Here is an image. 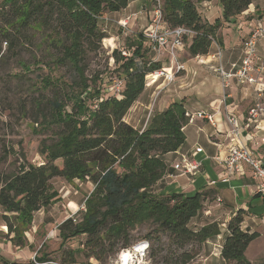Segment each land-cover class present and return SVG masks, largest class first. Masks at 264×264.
<instances>
[{
    "label": "trees",
    "instance_id": "16d2710c",
    "mask_svg": "<svg viewBox=\"0 0 264 264\" xmlns=\"http://www.w3.org/2000/svg\"><path fill=\"white\" fill-rule=\"evenodd\" d=\"M212 1L165 0L166 23L195 32L188 46L192 57L208 56L214 43L222 48L224 42L218 31L225 24H236L254 2L217 0L220 17L209 25L203 20L198 5ZM128 6L129 0L0 2V62L20 58L24 44L34 43L32 33L43 32L48 34L55 53L53 65L71 67L77 78L72 84L63 82V97L50 103V118L46 122L57 133L50 145L41 147L46 163L0 176V219L8 228L4 236L13 235L9 240L16 247L28 245L24 234L35 214L59 198L52 188L55 178L89 181L94 190L84 201L87 212L80 224L70 218L60 226L63 242L86 235L87 257L104 262L119 250L131 247V233L138 226L150 224L153 229L145 239L151 242L152 248L159 247L157 255L164 254L163 264H192L202 245L220 234L217 223L196 230L190 227L212 194L208 191L193 196L155 192L166 172L162 157L176 152L186 140L184 129L189 118L184 104L174 102L165 111L154 114L140 131L127 123L125 117L145 92L146 77L160 71L161 63L142 61L139 64L136 57L127 59L122 51H114L112 58L120 64L125 84L119 96L104 97L99 85L100 74L91 79L86 75L87 57L101 52L102 41L108 37L98 23L99 18ZM143 44V41L139 43L135 55L143 57L140 55ZM42 82L46 88L52 86L49 80ZM90 101H95L94 108L89 107ZM59 160L62 167L55 164ZM243 222L244 211L239 210L227 224L228 234L221 252L225 264H251L246 251L260 233L243 230ZM161 236L168 239L167 245ZM73 256L70 254L65 263H75ZM37 262L54 261L43 255ZM0 264L9 263L0 255Z\"/></svg>",
    "mask_w": 264,
    "mask_h": 264
},
{
    "label": "rangeland",
    "instance_id": "374dc122",
    "mask_svg": "<svg viewBox=\"0 0 264 264\" xmlns=\"http://www.w3.org/2000/svg\"><path fill=\"white\" fill-rule=\"evenodd\" d=\"M3 0H0V2ZM126 11L116 14L105 13L99 19V25L106 30V39L102 41L99 53H91L86 60L87 76L89 79L100 74L99 84L104 97L119 96L121 93L114 89L116 81H124L120 64L112 58L114 51L127 53L125 58L136 57V62L161 63L162 69L172 72L175 66L171 62V55H162L156 58L150 54L147 43L141 34L147 31L145 25L147 13L152 9L151 0H129ZM143 5H147L143 11ZM198 9L205 22L213 25L220 17V6L217 0L198 5ZM137 14L129 22L128 28H120L116 20ZM107 20V21H106ZM137 23L135 24L134 22ZM224 31V33L222 32ZM34 43L24 44L20 58H8L0 62V176L11 175L30 165L46 163V157L41 154V147L50 145L56 139L57 129L46 121L50 118V103L56 98H62L65 92L64 83L72 84L77 80L75 71L69 67L53 65L55 53L51 49L50 39L46 33H32ZM219 36L225 39L226 50H222V63L229 70L233 63H238L243 57L239 48L244 31L237 30L235 24L223 25L218 31ZM143 41L140 57L135 55L139 43ZM190 41L186 42L177 55V63L185 67L179 72L176 79L169 84L165 78H159L155 73L146 77V90L139 100L132 106L125 117V121L142 131L149 119L165 111L172 103L182 102L190 113L206 109L207 99L219 96L223 89L221 79L215 71L217 62L209 56L192 57L188 51ZM4 48L6 44L3 45ZM217 51L215 44L210 49V55ZM258 51H261L259 44ZM260 57H263L259 54ZM27 67V68H25ZM176 69V68H175ZM52 82L51 87H45L42 81ZM89 107H95V101L89 102ZM88 116V114H85ZM62 167L61 160L55 163ZM52 188L58 193L57 201L35 214L32 225L24 236L28 245L20 248L14 246L5 237L8 228L0 219V255L9 264H35L43 255H48L54 262L51 264H69V255L73 254V264H120L121 256L128 251L137 250L141 245L148 246L145 252L139 254L136 264H163L164 254H158V246L152 248L151 242L145 236L153 229L150 224L138 226L131 233V247L119 250L104 262L95 258H88L84 244L86 235H80L68 240H62L59 228L68 219L73 218L77 224L83 221L85 210L84 201L93 192L94 185L89 181H67L55 178ZM1 215V214H0ZM10 215V214H9ZM204 210L193 219L190 227L199 229L206 222ZM162 242L168 244V239L161 236ZM256 252L264 251V237L258 240L253 247ZM123 252V253H122ZM121 254V255H120ZM205 245L200 248V254L192 264H204L202 255H207Z\"/></svg>",
    "mask_w": 264,
    "mask_h": 264
},
{
    "label": "crops",
    "instance_id": "0c3cea01",
    "mask_svg": "<svg viewBox=\"0 0 264 264\" xmlns=\"http://www.w3.org/2000/svg\"><path fill=\"white\" fill-rule=\"evenodd\" d=\"M146 8L147 5H143V11ZM122 19L125 18L120 20ZM260 22L264 23V0H254L235 24L237 30L244 31L239 42L241 50L244 38ZM134 23L136 24L137 21ZM145 23L148 25V17ZM223 42L222 49L226 50L227 44L224 38ZM215 46L217 49L218 45ZM260 47L259 54L264 58V40L260 42ZM241 60L233 63L229 70L232 71L239 66ZM261 75L264 77V74ZM256 88L260 87L232 83L229 88L222 89L219 96L209 97L206 109L198 111L212 114L215 125L200 119L189 123L184 129L186 138L184 144L176 152L162 157L166 164V172L155 187L156 193L161 195L184 193L193 196L208 191L212 194V198L205 203L204 212L207 219L201 227L217 223L220 234L203 244L208 252L207 255L201 256L204 264H225L221 252L228 234L227 224L239 210L244 211L242 229L260 233V237L248 247L246 257L251 264H264V251L256 252L253 248L256 242L264 237V197L258 193L259 182L252 177L247 165H243L242 173L230 174L223 163L231 147L238 143L254 151L256 157H261L260 151L253 145V140L264 135V114L259 123L250 125L247 122L249 111L256 104L259 103L264 108V94L260 95ZM230 113L235 115L238 127L242 128L240 138L235 140L231 137L232 126L227 120ZM182 157L198 163L199 170L188 174L183 169H177L175 164L180 163Z\"/></svg>",
    "mask_w": 264,
    "mask_h": 264
},
{
    "label": "built area",
    "instance_id": "2783aa9c",
    "mask_svg": "<svg viewBox=\"0 0 264 264\" xmlns=\"http://www.w3.org/2000/svg\"><path fill=\"white\" fill-rule=\"evenodd\" d=\"M164 4L165 0H151L152 9L147 13L148 28L145 34L142 33V35L147 43L150 54L156 58H160L166 54L171 55V62L174 65L176 64V67L174 66L171 69L172 72L166 69L155 72V74L159 75V78L163 77L171 84L176 79L177 74L185 69L183 65L177 63V55L185 47L186 42L195 36V32L184 26L170 27L164 19ZM136 16L134 14L116 21V23L120 28L127 29L129 22ZM99 19L102 20L103 18ZM263 40L264 23L260 22L242 41L243 58L239 66L232 71L224 68L222 63L223 49L220 46H218L215 54L208 55L217 62L215 71L221 79L223 89H227L232 83H236L240 86H259L260 88H256L257 91L260 95L264 94V77L261 75L264 74V58L259 56L258 51L259 44ZM122 54L124 57L127 56V53L123 51ZM124 85V81H116L114 83V89L122 93ZM263 114L264 108L258 103L249 111L247 122L250 125L259 123ZM186 115L189 118V123L200 119L215 125L214 116L206 111H196L193 113L187 111ZM227 120L232 126L231 137L233 140L240 138L242 128L238 127L235 115L230 113ZM253 145L260 151L261 157H256L254 151L238 143L231 147L229 155L223 163L230 174L242 173L243 165H247L251 170L252 177L259 182L257 186L258 193L264 197V135L254 139ZM175 167L177 169H183L185 173L193 174L199 170L200 165L195 161H190L186 157H182V161L176 163ZM147 249L148 246H146L145 251ZM35 264L40 263L35 262Z\"/></svg>",
    "mask_w": 264,
    "mask_h": 264
},
{
    "label": "bare ground",
    "instance_id": "6f19581e",
    "mask_svg": "<svg viewBox=\"0 0 264 264\" xmlns=\"http://www.w3.org/2000/svg\"><path fill=\"white\" fill-rule=\"evenodd\" d=\"M145 248L146 246L143 244L137 250H131V251L125 252L120 258V264H136L135 260L138 259V256L140 253L145 252Z\"/></svg>",
    "mask_w": 264,
    "mask_h": 264
}]
</instances>
